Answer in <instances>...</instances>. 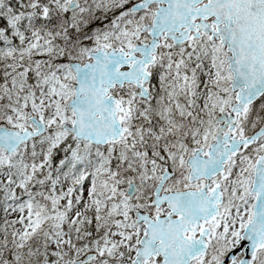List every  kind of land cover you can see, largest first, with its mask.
Returning a JSON list of instances; mask_svg holds the SVG:
<instances>
[{"label":"snow or ice","instance_id":"obj_1","mask_svg":"<svg viewBox=\"0 0 264 264\" xmlns=\"http://www.w3.org/2000/svg\"><path fill=\"white\" fill-rule=\"evenodd\" d=\"M0 264H264V0H0Z\"/></svg>","mask_w":264,"mask_h":264}]
</instances>
